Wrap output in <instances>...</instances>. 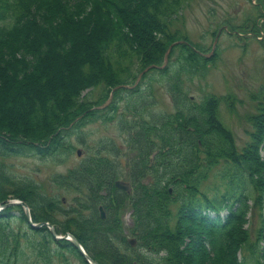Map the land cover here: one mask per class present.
Segmentation results:
<instances>
[{
  "label": "trees",
  "instance_id": "obj_1",
  "mask_svg": "<svg viewBox=\"0 0 264 264\" xmlns=\"http://www.w3.org/2000/svg\"><path fill=\"white\" fill-rule=\"evenodd\" d=\"M185 2L0 0V204L25 201L34 223L73 234L99 264H246L244 252L264 264V83L251 97L249 139L239 148L221 119V100L189 97L187 80L204 78L218 55L206 57L205 48L172 28ZM255 8L257 18L241 28L248 38L263 33L264 47V0ZM150 66L158 68L136 85ZM154 80L174 111L151 109ZM121 85L134 88L115 90ZM103 87L97 102L83 95ZM111 93L112 102L98 109ZM228 100L234 111L235 97ZM115 117L127 135L129 172L121 149L102 141L79 167L53 178L54 186L78 194L68 207L7 169L6 160L33 151L55 160L71 154V132ZM216 168L224 189L209 196L203 187ZM125 176L130 192L115 186ZM127 207L135 246L121 221ZM0 264L89 263L70 241L31 226L18 205L0 212Z\"/></svg>",
  "mask_w": 264,
  "mask_h": 264
},
{
  "label": "rangeland",
  "instance_id": "obj_2",
  "mask_svg": "<svg viewBox=\"0 0 264 264\" xmlns=\"http://www.w3.org/2000/svg\"><path fill=\"white\" fill-rule=\"evenodd\" d=\"M257 3L259 0H186L183 10L175 18L172 27L187 34L192 42L205 48L206 55L211 54L215 47L214 53L217 52L218 57L210 64L205 77L200 79L196 76L187 80L188 94L197 102L206 95H215L221 100V119L233 131L239 148L249 139L247 131L251 129V125L247 121V115L254 112L256 106V102L251 97L264 83V47L259 37H250L248 34V38L244 34L247 29L241 28L249 20L257 18L255 17L258 14L255 8L258 6ZM132 70L136 71L137 66L132 67ZM155 74L158 77L159 74ZM151 84L153 85L151 101L154 103L151 109L156 113L174 111L171 98L163 83L154 80ZM103 91L104 87L85 91L83 95L90 101L97 102ZM231 97H235L234 111L230 110L228 98ZM119 122L116 117L113 121L96 118L94 121L85 122L83 127L77 128L68 136L69 142L74 146L71 154H64L55 160L51 157L42 158L33 151L6 160L7 169L19 180H32L42 185L46 192L59 196L64 200L65 206H70L78 194L54 186L52 180L56 175L66 174L69 170L79 167L94 153L96 146L102 141L108 145L115 144L121 149L123 168L126 175L129 172V168L126 169L129 164L127 135L120 129ZM78 133L83 138V143L77 140ZM78 151L81 154H78ZM218 170V168L214 169L210 178L204 183L203 190L209 196L224 189L218 177V174L220 175ZM120 180L129 184L126 176ZM126 209L128 210L123 220L128 229L132 225V220L129 207ZM172 211L175 213L176 209ZM257 216L258 213L254 212L252 224L255 227L259 225ZM128 238L132 239V237ZM242 255L246 257V264H253L247 252Z\"/></svg>",
  "mask_w": 264,
  "mask_h": 264
},
{
  "label": "water",
  "instance_id": "obj_3",
  "mask_svg": "<svg viewBox=\"0 0 264 264\" xmlns=\"http://www.w3.org/2000/svg\"><path fill=\"white\" fill-rule=\"evenodd\" d=\"M210 55H211V54H210ZM166 59H167V58H166ZM152 67H155V66H152ZM150 68H151V67L147 68L144 72H147ZM144 72H143V73H144ZM143 73H142V74H143ZM142 74H141V75H142ZM140 77H141V76H140ZM139 79H140V78H139ZM78 153L80 154V152H78ZM116 186H117L118 188H122V189H125V190H129V186H128L127 184H124L123 182H120V181H117V182H116ZM13 205H21V206L24 207V209H25V213H26V215H27V217H28V219H29V222L32 224L33 227L39 228V227H41V226H43V225H46V226L50 229L51 233L55 236L56 239H60V240H61V239H65V240H69V241H71V243H72L74 246H76V247L80 250V252L83 254V256L85 257V259L87 260V262H88L89 264H99L98 262L94 261V260H93V259L87 254V252L85 251V249L83 248V246L80 244V242L78 241V239H77L74 235H72L71 233H68V234H66V235L58 236V235L56 234L55 228H54L51 224H49V223H38V224H34V223H32V218H31V214H30V208L28 207V205H27L26 203H24V202H22V201H13V202H11V203H9V204L3 206V208L9 207V206H13ZM100 210H101V216H102V218H105V212H104L103 207H100ZM130 243H131L132 245H135V241H134V240H130Z\"/></svg>",
  "mask_w": 264,
  "mask_h": 264
},
{
  "label": "bare ground",
  "instance_id": "obj_4",
  "mask_svg": "<svg viewBox=\"0 0 264 264\" xmlns=\"http://www.w3.org/2000/svg\"><path fill=\"white\" fill-rule=\"evenodd\" d=\"M113 97L114 96H110L109 97V99L107 100V102H106V104L108 105V104H110L111 102H112V100H113ZM79 152V151H78ZM79 154V153H78ZM81 154V153H80ZM115 185H116V183H115ZM13 201H22V202H24V203H26L25 201H23V200H20V199H12V200H10L9 202H7L6 204H0V212L2 211V210H4V209H6V208H8V207H6V208H3V206H5V205H7V204H9V203H11V202H13ZM27 204V203H26ZM28 205V204H27ZM13 206H18V205H13ZM19 206H21V205H19ZM9 207H12V206H9ZM22 208H23V210H24V212H25V209H24V207L23 206H21ZM28 207L30 208V206L28 205ZM66 207H68V206H66ZM26 214V213H25ZM30 214H31V208H30ZM27 216V215H26ZM31 217H32V214H31ZM39 223H49V222H39ZM35 224H38V223H35ZM43 226H46V225H43ZM43 226H41V227H43ZM41 227H39V228H41ZM47 227V226H46ZM34 228H36V227H34ZM48 228V227H47ZM49 229V228H48ZM50 230V229H49ZM50 233H51V231H50ZM56 234L58 235V236H61V234H58L57 232H56ZM51 235L53 236V238L54 239H56L55 238V236L51 233ZM56 240H60V239H56ZM61 240H65V239H61ZM79 241V240H78ZM71 242V241H70ZM80 242V241H79ZM81 244V243H80ZM82 245V244H81ZM83 246V245H82ZM76 247V246H75ZM77 248V247H76ZM84 248V247H83ZM78 249V248H77ZM85 249V248H84ZM79 250V249H78ZM79 252H80V250H79ZM81 253V252H80ZM82 254V253H81ZM90 256V255H89ZM91 257V256H90ZM92 258V257H91Z\"/></svg>",
  "mask_w": 264,
  "mask_h": 264
}]
</instances>
